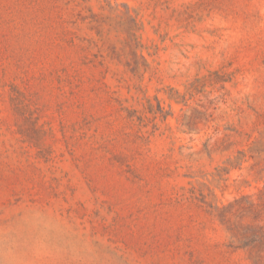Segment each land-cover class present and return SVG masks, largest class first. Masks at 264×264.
Masks as SVG:
<instances>
[{
	"label": "rangeland",
	"instance_id": "374dc122",
	"mask_svg": "<svg viewBox=\"0 0 264 264\" xmlns=\"http://www.w3.org/2000/svg\"><path fill=\"white\" fill-rule=\"evenodd\" d=\"M0 264H264V0H0Z\"/></svg>",
	"mask_w": 264,
	"mask_h": 264
}]
</instances>
